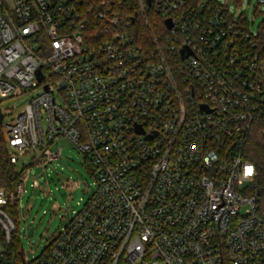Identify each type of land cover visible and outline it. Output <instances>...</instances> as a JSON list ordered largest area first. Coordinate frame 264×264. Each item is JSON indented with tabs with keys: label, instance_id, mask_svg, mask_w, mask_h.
I'll use <instances>...</instances> for the list:
<instances>
[{
	"label": "built area",
	"instance_id": "1",
	"mask_svg": "<svg viewBox=\"0 0 264 264\" xmlns=\"http://www.w3.org/2000/svg\"><path fill=\"white\" fill-rule=\"evenodd\" d=\"M153 7L169 43L135 35ZM28 93L16 115L0 107L11 162L47 166L68 137L96 184L24 263L264 264V187L243 151L264 124V19L253 31L210 0H0V101ZM24 171L0 188L8 243Z\"/></svg>",
	"mask_w": 264,
	"mask_h": 264
},
{
	"label": "rangeland",
	"instance_id": "2",
	"mask_svg": "<svg viewBox=\"0 0 264 264\" xmlns=\"http://www.w3.org/2000/svg\"><path fill=\"white\" fill-rule=\"evenodd\" d=\"M218 1L227 4L237 16L246 15L253 31L259 29L264 19V3H259V0ZM33 94L35 93L5 98L0 101V107L4 112L12 110L16 115ZM10 119L11 116L7 115L4 122H9ZM52 147L59 149L62 156L53 163L48 162L47 166L40 164L24 169L25 161L20 160L16 164L18 171L25 170L26 191L21 197L17 213H12L11 216L17 225L14 234L22 242L27 261L46 251L51 239L83 207L95 189V175L85 154L75 142L68 137H61ZM7 249L0 239V250Z\"/></svg>",
	"mask_w": 264,
	"mask_h": 264
},
{
	"label": "trees",
	"instance_id": "3",
	"mask_svg": "<svg viewBox=\"0 0 264 264\" xmlns=\"http://www.w3.org/2000/svg\"><path fill=\"white\" fill-rule=\"evenodd\" d=\"M214 4H222L218 0H210ZM244 15V14H242ZM147 19L149 24L147 25L144 16L136 15L137 30L135 35L138 39L151 42V35H155L158 42L161 44L169 43L167 37L170 34L169 29L165 23L164 15L156 8H151L147 11ZM246 20L247 16L245 15ZM151 44V43H150ZM243 151L246 158L252 161L257 169V179L259 183L264 187V124H259L254 127L243 145ZM10 148L6 139V131L3 122H0V188L10 189L13 188L19 180L23 171L16 169V164L12 163L9 158ZM17 207H9L8 211L17 213ZM17 229V225H16ZM12 232L11 242L8 243L4 238V244L7 246V251H4L6 258L12 260L13 264H24L20 256V249L22 242Z\"/></svg>",
	"mask_w": 264,
	"mask_h": 264
},
{
	"label": "water",
	"instance_id": "4",
	"mask_svg": "<svg viewBox=\"0 0 264 264\" xmlns=\"http://www.w3.org/2000/svg\"><path fill=\"white\" fill-rule=\"evenodd\" d=\"M147 4H148V6H150L151 5V0H147ZM165 23H166L168 28H170L172 26V22H171L170 18H167L165 20ZM182 52H183V56L184 57H186L188 55V51L185 48L182 49ZM37 73L39 75V80H42L43 76H42V73H41V67L38 68ZM3 119H4V114H3V112H2V110L0 108V122H2ZM19 253H20L21 259L24 260L26 251L24 250L23 245L21 246V249H20ZM27 253H29V251ZM0 264H10V260L5 259L4 254H3V252L1 250H0Z\"/></svg>",
	"mask_w": 264,
	"mask_h": 264
},
{
	"label": "clouds",
	"instance_id": "5",
	"mask_svg": "<svg viewBox=\"0 0 264 264\" xmlns=\"http://www.w3.org/2000/svg\"><path fill=\"white\" fill-rule=\"evenodd\" d=\"M253 174V167L251 165H247L245 167L244 175L246 177H250Z\"/></svg>",
	"mask_w": 264,
	"mask_h": 264
}]
</instances>
